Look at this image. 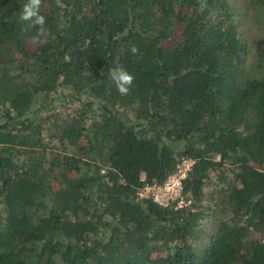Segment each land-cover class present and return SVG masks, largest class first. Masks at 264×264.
Masks as SVG:
<instances>
[{
	"label": "trees",
	"instance_id": "trees-1",
	"mask_svg": "<svg viewBox=\"0 0 264 264\" xmlns=\"http://www.w3.org/2000/svg\"><path fill=\"white\" fill-rule=\"evenodd\" d=\"M26 2L0 0V264H264V48L230 0H43V43ZM183 157L189 205L137 195Z\"/></svg>",
	"mask_w": 264,
	"mask_h": 264
},
{
	"label": "built area",
	"instance_id": "built-area-1",
	"mask_svg": "<svg viewBox=\"0 0 264 264\" xmlns=\"http://www.w3.org/2000/svg\"><path fill=\"white\" fill-rule=\"evenodd\" d=\"M194 159L183 157L164 181H144L137 191L141 198H150L161 206H187L191 203L184 194V181L194 165ZM104 171V170H103Z\"/></svg>",
	"mask_w": 264,
	"mask_h": 264
},
{
	"label": "clouds",
	"instance_id": "clouds-1",
	"mask_svg": "<svg viewBox=\"0 0 264 264\" xmlns=\"http://www.w3.org/2000/svg\"><path fill=\"white\" fill-rule=\"evenodd\" d=\"M42 3L43 0H27L19 12V20L21 22H28L29 27L39 28L37 36L33 38L36 43L44 42L40 40V36L46 31L44 27L46 24V17L41 14ZM132 52L134 54L137 52L135 46H133ZM108 76L121 95L129 93L135 80L134 75L120 64L119 58L116 59L115 66L110 68Z\"/></svg>",
	"mask_w": 264,
	"mask_h": 264
},
{
	"label": "rangeland",
	"instance_id": "rangeland-1",
	"mask_svg": "<svg viewBox=\"0 0 264 264\" xmlns=\"http://www.w3.org/2000/svg\"><path fill=\"white\" fill-rule=\"evenodd\" d=\"M230 2L239 15L241 28L248 46L253 51H256L258 47L264 48V25L257 18L256 10L251 5L250 0H230ZM251 60L252 55L250 56Z\"/></svg>",
	"mask_w": 264,
	"mask_h": 264
}]
</instances>
